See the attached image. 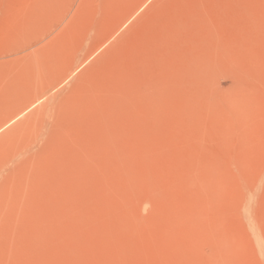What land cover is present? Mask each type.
<instances>
[{"label":"rangeland","instance_id":"rangeland-1","mask_svg":"<svg viewBox=\"0 0 264 264\" xmlns=\"http://www.w3.org/2000/svg\"><path fill=\"white\" fill-rule=\"evenodd\" d=\"M263 246L264 0H0V264Z\"/></svg>","mask_w":264,"mask_h":264},{"label":"bare ground","instance_id":"bare-ground-1","mask_svg":"<svg viewBox=\"0 0 264 264\" xmlns=\"http://www.w3.org/2000/svg\"><path fill=\"white\" fill-rule=\"evenodd\" d=\"M246 211H247V210H246ZM246 211H245V212H246ZM250 224H251V223H250ZM252 226H253V225H252ZM250 229H251V228H250ZM254 231H255V230H254ZM250 232H251V231H250ZM251 234H253V236H254V233H253V232H251ZM255 234H256V233H255ZM253 238H254V237H253ZM255 242H256V241H255ZM263 247H264V246H263ZM260 248H261V247H260ZM260 248H259V249H260ZM259 251H260V250H259ZM260 255H261V254H260Z\"/></svg>","mask_w":264,"mask_h":264}]
</instances>
